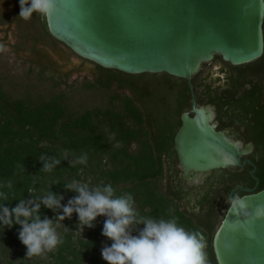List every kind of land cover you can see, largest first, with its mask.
Listing matches in <instances>:
<instances>
[{
  "label": "trees",
  "instance_id": "obj_1",
  "mask_svg": "<svg viewBox=\"0 0 264 264\" xmlns=\"http://www.w3.org/2000/svg\"><path fill=\"white\" fill-rule=\"evenodd\" d=\"M33 15L37 29L51 38L45 18ZM3 22L5 19L0 18V23ZM24 44L22 37L20 45ZM37 57L33 61L42 73L59 75L64 80L71 74H60L55 67L42 65ZM261 60L264 58L258 62ZM82 61L91 65L95 75L94 81L85 83V87L116 85L119 90L129 91L124 96L114 95L121 102L119 106L112 102L105 108L88 107L73 112L68 109L63 93L46 99H15L3 90L0 82V192L7 195V200L0 199V205L12 208L21 199L27 204L28 200L51 191L63 196L60 201L63 206L77 195L64 189L72 180L89 187L111 184L116 195H133L134 208L140 216L156 219L174 216L185 229L200 231L206 241L208 264H217L212 249L213 234L229 205V192L237 184L254 187L251 166L213 170L202 184L187 188L178 176L173 148L179 115L190 106L187 81L166 73L129 75ZM203 80L199 73L192 77L195 93L203 97L202 103L216 104L220 115L225 117V103L217 91L208 84L196 91ZM241 105L238 102L240 109ZM112 133L114 139L110 138ZM255 140L257 191L264 188V144L259 136ZM117 142L122 147H116ZM82 154L87 155V163L73 164ZM40 156L49 163L55 157L60 163L51 171H40L43 168ZM245 193L238 189L233 195L237 198ZM39 212L41 220L45 216L54 220L62 215L60 209L53 211L43 204ZM105 219L97 216L92 228L78 224L75 212L62 221L55 220L53 227L63 242L51 251L31 257H26V248L18 239L20 225L8 228L0 223V264H107L101 250L105 245L111 246L112 241L102 235ZM142 227L139 225L137 229Z\"/></svg>",
  "mask_w": 264,
  "mask_h": 264
},
{
  "label": "water",
  "instance_id": "obj_2",
  "mask_svg": "<svg viewBox=\"0 0 264 264\" xmlns=\"http://www.w3.org/2000/svg\"><path fill=\"white\" fill-rule=\"evenodd\" d=\"M45 20L52 38L82 60L129 75L166 73L187 81L191 110L181 113L173 137L181 177L201 182L213 170L249 164L256 182L229 192L212 237L216 263L264 264V216H255L264 206V188L255 191L256 166L243 158L252 143L230 139L233 128L217 129L214 107L196 105L191 83L215 56L234 66L262 56L264 0H56ZM238 189L246 193L236 198Z\"/></svg>",
  "mask_w": 264,
  "mask_h": 264
},
{
  "label": "clouds",
  "instance_id": "obj_3",
  "mask_svg": "<svg viewBox=\"0 0 264 264\" xmlns=\"http://www.w3.org/2000/svg\"><path fill=\"white\" fill-rule=\"evenodd\" d=\"M19 7V17L24 20H30L33 13L49 18L56 9V0H19ZM110 138L114 139L115 133ZM115 146L122 147V143L117 142ZM40 159L43 161L40 171H51L60 163V159L55 157L50 158L51 163L44 156ZM72 163L86 164L87 155H80ZM8 186L11 187V184ZM64 189L77 195L63 206L60 204L63 196L51 191L28 200L27 204L21 199L12 208L0 205V223L8 228L13 224L20 225L18 239L26 248V257L39 256L62 243L53 223L71 217L75 212L78 224L88 228L94 227L92 222L97 216L106 217L102 235L112 243L102 248L101 256L107 264H208L206 241L200 231L185 229L174 216L169 219L140 216L134 208L131 193L118 196L111 184L89 187L77 180L64 185ZM0 199L7 200V195L0 192ZM41 204L53 211L60 209L62 215L54 220L46 216L41 220ZM239 206L242 210L246 208L243 202ZM255 216H264V206L257 207ZM139 225L143 227L137 229ZM133 231H136L135 235Z\"/></svg>",
  "mask_w": 264,
  "mask_h": 264
},
{
  "label": "rangeland",
  "instance_id": "obj_4",
  "mask_svg": "<svg viewBox=\"0 0 264 264\" xmlns=\"http://www.w3.org/2000/svg\"><path fill=\"white\" fill-rule=\"evenodd\" d=\"M8 0H0V9H7ZM0 23V82L3 90L12 98H49L59 93L66 96L70 111H80L88 107L105 108L113 102L119 106L114 95L124 96L127 89L85 87L94 81L91 65L72 54L61 43L45 37L38 29L32 16L30 20H10ZM24 34L26 44L20 45V34ZM21 36V35H20ZM38 57H37V56ZM36 57L42 65H51L60 74L69 73L64 80L59 75L42 73L33 61ZM73 71V72H72ZM217 77V73L214 74Z\"/></svg>",
  "mask_w": 264,
  "mask_h": 264
},
{
  "label": "flooded vegetation",
  "instance_id": "obj_5",
  "mask_svg": "<svg viewBox=\"0 0 264 264\" xmlns=\"http://www.w3.org/2000/svg\"><path fill=\"white\" fill-rule=\"evenodd\" d=\"M6 7L7 9L0 11V18H4L7 24H10V20H21L19 17V0H8ZM32 16L37 22L36 17L34 15ZM20 35L19 37L22 40L24 34L22 33ZM51 39L56 41L54 38H52V36ZM64 47L67 48L66 46ZM263 55L264 52L257 60L238 66L231 65L228 62L223 61L221 58H217V56H215L212 61L201 65L197 73H199V78H204V80L202 81V85L196 86V91L199 92L202 90V88H204V84L210 85L213 90L217 91L219 94V99L225 103L224 107L227 111V115L225 117L220 115L216 104L207 102L202 103L204 100L203 97L195 93L193 86L196 105L199 106L210 104L214 107V120H216L218 123L216 127L217 129L222 130L225 128H233V131L226 133L230 139L240 140L244 144L252 143L253 147L251 152L245 155L243 158L249 159L254 164V159L256 158L255 152L257 149L255 137L259 136L262 143L264 144V61L261 60V62H258L259 59L264 58ZM216 73L217 77L214 76ZM190 99L191 95L188 99L190 106L189 109L186 110L189 112L192 105ZM238 102L242 103L241 109L237 106ZM190 115L192 114L190 113ZM179 126L180 123L178 127ZM175 166L178 169V176L182 181H184V184L187 188L202 184L205 178L211 173L209 172L205 174L202 177L201 182L187 181L181 177V172L177 167V160Z\"/></svg>",
  "mask_w": 264,
  "mask_h": 264
}]
</instances>
